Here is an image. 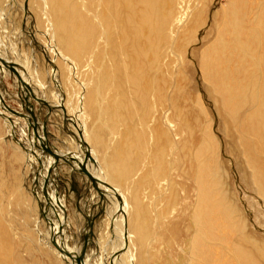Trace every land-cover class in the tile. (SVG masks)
Instances as JSON below:
<instances>
[{"label":"bare ground","instance_id":"1","mask_svg":"<svg viewBox=\"0 0 264 264\" xmlns=\"http://www.w3.org/2000/svg\"><path fill=\"white\" fill-rule=\"evenodd\" d=\"M35 1L39 3L41 9H39L41 13L38 24L44 28L46 45H37L36 37L38 35L30 40L29 45L33 52L37 53L38 50H44V54L50 58L47 64H49L51 76L49 75L48 78L43 75L46 78L40 79L39 74L36 75L32 56H29L26 61L30 63L27 69L30 75L34 74V78H32L33 74L29 78L26 69H23L24 75L19 73L22 66L18 63L10 68L7 65L8 60H3V63L0 62V78L11 77L13 80H17L15 82H18V85L20 83L18 86L20 93L15 97L11 95L13 99L19 100L25 109L23 112L12 110L0 96V111L7 114L3 120L8 128L6 137H11L13 141L18 143V146L24 148L23 150L16 147L15 151L22 154L21 160L23 162L25 160L27 165L32 168L34 177V180L29 177L33 180L30 186L21 180L19 187L11 190L13 194L10 202L11 204L15 203L13 207L17 204V207H24L27 212L23 217L18 218L20 222L23 224L26 221L33 222L36 218V229L39 232H41L42 225H49L64 251L63 259L67 264H80V260L84 264L89 262L91 264L96 255H98V264H109V257H112L111 253L115 257L112 264H120L121 261L123 264H136L137 252L141 251L139 246L141 248L143 245L148 250V264H168L164 256L172 254L175 257L173 252H185L184 257L187 259V264H264V249L255 243L256 241H250L247 238L245 225L235 214L237 211H228L230 204L227 201V195L221 193V190L220 193L218 192L217 188L221 186L219 187V182H212L209 179V171L203 169L205 165L199 167L198 180H193V182L189 180L187 183L190 184L189 186H186L185 181V186L181 185L182 189L179 187L177 182L182 183L184 176H190L187 172L189 163L187 164L182 153V135H175L176 129L171 127L173 125L170 126V111L159 113L156 109L154 110L156 107H152V104L150 107L147 101H144V92L147 91L153 97V104L157 105L156 94L154 95V93L155 91L158 92L161 85H159L156 75L154 79L149 76L147 70L152 68L149 61L154 63L153 60L156 59L157 61V58L160 57L159 53L163 51L160 48L165 46L166 38L170 42V35L167 37L170 18L175 5L183 4V2L180 3L181 0ZM90 4L93 9L88 8ZM16 14L18 13L16 12ZM15 17L17 16L15 15ZM253 19L250 29L241 33V36L238 35V30H235L236 33L233 36L230 33L235 44L232 45L233 48H230L231 46L224 42L225 39L222 40L221 38L216 41L217 47L214 51L217 52L213 57L214 51L207 54L206 48L202 52V67L205 69V78L214 88L221 80H232L230 74H227V69L215 70V66L219 64V53L224 52V61L228 60L229 57L237 59L239 53H243L242 57L250 55L251 43H256V46L261 45L262 53L256 56L255 62L250 63L257 64L262 69L257 70L255 74L249 73L246 69L243 70L241 81L244 86L242 93L240 92L241 96L233 101L231 110L227 105V111L233 122L232 125H235V130L237 127L238 131L245 121L249 134H255V142L261 144L264 149V81H261L262 84H257L256 81L257 85L252 86L255 76L261 77L262 71L264 74V7ZM236 22L232 24H236ZM29 39L27 40L29 41ZM4 45L6 44L4 43ZM3 54L1 55L4 56ZM163 55L161 57H164ZM17 59L19 60V58ZM36 60H38L37 57ZM243 60H239V62H243ZM248 69L250 70V68ZM85 70L89 71L90 78L82 80L80 79L81 71H83L82 74H85ZM156 71L160 72L159 69ZM228 72L233 74L231 71ZM42 80L46 83H42ZM30 83L35 84L34 92H32ZM64 85L69 87L67 90L72 87V93L69 91L66 94ZM259 87H262V91L256 90ZM1 92L4 94L3 91ZM52 92L55 95L51 94ZM33 98L37 101V105L39 104L43 108V111L39 108L40 111L45 116L47 115L45 123L38 124V119L33 116L31 104ZM72 98L76 99L75 103V99L72 100ZM89 104L98 106L97 116L93 115V117L87 112L88 109L93 108L92 105L88 108ZM237 105L240 107L236 110ZM241 105L247 106L246 110L248 111L240 120L237 119L236 121V115L240 117L242 111ZM75 110H77L76 113ZM72 111L75 116L68 115V112ZM139 111L140 113L143 112L142 116ZM149 111L152 113L150 114ZM156 113L158 114L155 115ZM162 114L164 116H161ZM48 122L61 131L62 135L67 133L69 138L74 139L72 142L69 139V143L64 142L63 145L66 147L65 149L71 150L72 148L74 150L73 152L69 151L66 157L69 159L68 162L71 161L74 174L81 176L80 181L84 186L77 199L79 209L77 216L78 218L83 216L86 227L83 226L77 237H74L72 248L67 245V236L65 235V230L68 232L71 230L70 225L72 223L65 212L58 211L55 204L58 194H56L57 191H55L53 184L52 171L55 165L52 164L56 163L55 155L58 156V152L53 154L50 150L52 155H49V161L52 164H49L47 158L45 159L42 157L43 155L41 156L37 152L40 148L36 143L40 137L36 139V131L41 132V136L47 135ZM17 125L20 127L16 128ZM155 127L158 130L155 131ZM143 128H147V130ZM103 131L106 133L104 134ZM243 137L244 135H242L240 140L242 144L240 145L245 144ZM6 139L4 137L1 141L4 142ZM44 140L45 142L41 146L48 151L47 148L50 149L49 144L46 143V139ZM170 141L173 142L171 143L173 144L172 149L167 146ZM240 141L238 142L240 143ZM251 145L252 143H249L248 146L251 148ZM248 146L246 149L249 152ZM86 149L89 154H86L84 158L83 155L85 156L87 153ZM170 150H172L171 155ZM25 151H27V155L23 157ZM208 152L210 153V150ZM208 152H206L203 143L200 150L203 156L199 157L198 155L197 157L199 163L204 164L201 159L204 157L206 159V155L211 157ZM238 152L240 153V151ZM248 152L246 153L249 154ZM243 155L246 157L244 153ZM166 156L169 157L165 159ZM212 156L216 155L212 153ZM213 160L216 165L217 159L213 158ZM50 165H52L51 168ZM147 165L149 166L145 170L144 167ZM80 167L86 173L82 174ZM176 167H181L179 175L171 170ZM21 173L22 179L28 177L26 172ZM261 174L264 176V172ZM135 175L140 176L134 177ZM219 176L220 174L216 177L219 179ZM43 177L50 193H44L38 187ZM205 177L208 182L210 180L209 183ZM219 180L221 181V179ZM22 181L23 183H21ZM203 182L205 183L203 184ZM171 183L173 184L171 185ZM258 186L262 191V196H264V186ZM185 190L190 191L191 194L194 192L195 199L192 198L190 192ZM181 192L182 197L178 203L176 196H181ZM161 203H163L162 207ZM190 208L193 210L190 211ZM9 211L12 212L11 209ZM98 218L101 219L102 223L105 220L108 221L106 224L109 225L110 234L112 233L101 239V246H99V239L96 240V243L91 239V237L95 239L96 236L91 235L89 228L93 224L97 225L96 220ZM11 223V221L8 222L9 227H11ZM98 225L102 226L103 224L100 225L98 222ZM4 229L1 226L0 264H21L22 262L17 259L19 257H16L15 253H11L12 251L9 249V243L6 241L9 234L5 233ZM182 237H186L188 240L187 251L186 248H183L182 242L178 241L183 240ZM173 242L176 246L174 251L170 250L172 248L170 244ZM147 244L149 245L146 246ZM99 249H102L104 254L108 256L106 260L103 255L99 254L101 253ZM205 253H209L212 258L202 259L205 257ZM140 264H145V262Z\"/></svg>","mask_w":264,"mask_h":264},{"label":"rangeland","instance_id":"2","mask_svg":"<svg viewBox=\"0 0 264 264\" xmlns=\"http://www.w3.org/2000/svg\"><path fill=\"white\" fill-rule=\"evenodd\" d=\"M182 2L183 4L175 5V8L170 18V24L167 30V37L168 35H170V42L168 41V38H166L165 46H162L161 47L162 49L160 48V50H163L164 52L162 51L161 53H159L160 57L157 58V61L156 59L153 60L154 63L153 62L150 63L149 61V64H151L150 66H152V68H148L147 72L149 73V76L152 79H154V77L157 76L158 83L159 85H161L159 87L161 89L159 90L158 88V92L155 91L154 93V95L156 94L157 105L155 106L153 104L154 102L153 97L147 91L144 92V96H145L144 101H147L150 107H151V104L153 105L152 107H156L154 108V110L156 109V111H158L159 113H161V111L162 113L170 111V116H169L171 117L169 118L170 126L173 125L171 127L176 129L177 133L174 132L175 135H182V139H183L182 153L184 154V157L187 160V164L189 163L188 164L189 168L187 172L190 174V176L189 177L184 176L183 178L184 180L181 181L182 183L177 182L179 187L182 189L183 188L182 186H185V181L187 184L189 183V180L192 182L193 180H196L197 175L199 174V167L202 165H205L203 169H207L209 171V174H210L209 179L212 182H216V181L219 182L218 183L219 187L221 186L220 187L221 189L217 188L218 192L220 193V190H221V193L223 192L225 196L227 195L226 196L227 201L231 206L230 207L228 205V211L238 212V213L236 212L235 214L241 219V221L243 222V225H245L244 228H245V233H246L247 238H249L250 241H254V242L256 241L255 243H257L260 247L264 249V196H262L263 195L262 191L259 189V186H258V185L264 186V176H262L261 174L262 172H264V168H263L264 149L261 146V144H257L255 142V134H249L247 123L245 121H243L241 128H239L238 131H237V127L235 130V127H234L235 125L234 126L232 125L233 122L230 119V116L227 111V105H228V108L231 110L233 107L232 106L233 101L236 100L239 96H241L240 92L242 93V88L244 86V83L241 81L242 80L241 77L245 69L248 70V72L251 74H255L257 73V70L259 71V69H262V68H259L257 64L254 65L253 63H250V62H255L256 56L262 53V47L261 45L260 46L257 45L258 46L257 47L256 43L254 44L251 43L249 56L245 55L246 57H242L243 53H239L240 55H237V59L235 58L232 59L231 57H229L228 60H225V61H224V58H225L224 52H221L218 54L219 64L215 66V70L222 71L224 69H227L228 71L233 72L232 74L227 71V74L229 73L231 76L232 82L230 80H221L213 88V86L205 78L206 76L205 69H203L202 67L203 66L202 52H204V50L207 48L206 50L208 51H206V53L207 54H210V52L212 53L217 47L216 41L218 40V38L219 39L221 38L222 40L225 39L224 42L226 44L228 43V45L231 46L230 48H233L232 45H235V44L233 43L232 36L235 35L237 30H238L237 32L239 33L238 35L241 36V33H243L245 30L250 29V24L254 20L253 18L256 15L258 16L259 12L264 7V0H181L180 3ZM88 8H92L91 4L89 5ZM39 9H40L39 3H37L35 0H32V1L22 0V2L21 0H0V62L3 63L4 62L3 60H8L9 63L8 64L6 63V64L10 66V68H12L14 64H17V63L20 64L22 68L19 73H22L24 75L23 69L24 70L26 69L29 75V78H30L33 73L30 75L27 69V67L30 66V63L26 60L29 56H32L34 58L33 63H35L34 68H35L36 75L39 74V78L44 79L46 77L49 78V75L51 76L49 72V68H48L49 64H47L48 61H50V58L47 57L46 54H44L43 52L44 50L39 51L37 49L38 50L37 53L33 52L29 45V42H31L30 40H33V38H35L37 35H38L36 37L37 40L35 39L37 42V45H42V46L46 45V38L44 35V31H43L44 28H42L38 24L39 14L41 13L40 11L41 9L40 10ZM15 11L18 14L19 13L21 14L18 15L16 14ZM15 15L17 17H15ZM19 16L20 17L22 16L21 20ZM28 18L29 20H27ZM234 22H236L237 25L232 24ZM230 33L232 34V36ZM115 34H117L116 31H115ZM5 38H7L9 41ZM26 38L27 39L30 38L29 41ZM1 39L2 40L4 39L3 40L4 42ZM4 43L6 45H4ZM21 45L23 46L21 47ZM33 46L35 47V45ZM209 47L210 49H208ZM211 48L213 49L212 51H211ZM216 52L217 51H214V53L212 54V57L215 55ZM1 54H3L4 56H2ZM161 55H163L165 58L161 57ZM36 57L38 60H36ZM17 58H19V60ZM117 59L119 60L118 57ZM40 60H42L43 62ZM239 60L241 61L243 60L244 63L239 62ZM82 65H84V63H82ZM252 67L255 69H253ZM248 68H250V70ZM158 69L160 71L159 73L158 71H156ZM236 72L238 73V75ZM82 73L83 71H81L80 79L86 80L90 78L89 71L85 70V74H82ZM43 75L44 76L46 75V77H44ZM255 77L257 79L255 78L254 79L255 81L253 80L254 84L252 86L257 85L258 83L262 84L261 81H264L263 71H262L261 77L260 76H255ZM32 78H34V74ZM15 81L17 80H13V78L7 77V76H4V78L2 79L0 78V96L3 99V101L6 102V104L10 108H12V110H15L16 112H23L25 109L21 106V103L19 102V100H15L12 98V95L15 97L18 93H20V90L18 87L20 86V83L18 85V82L16 83ZM238 81H239V84H237ZM256 81H257V84H256ZM29 82H32V81H29ZM42 83H46V82L42 80ZM31 85L32 83H30V86ZM34 87H35V84L32 85V89H33L32 92L35 91ZM64 88L67 91L66 94H68L69 91L70 93H72L71 91L73 89L72 87L69 90H67V88L69 87L64 85ZM256 90L262 91V87L256 88ZM1 91H3L4 94ZM226 91L228 92L229 95L227 94ZM54 93L52 92L51 94L55 95ZM157 94L159 97L157 96ZM73 99L75 98H72V100ZM75 102H76V99L74 103ZM227 102L229 103L227 104ZM31 104L33 106V113H34L33 116L35 119L36 118L38 119L37 123L38 124L45 123L47 119V115L45 116V114L42 113L43 108L39 104L37 105V101H35V99L33 100V103ZM90 105H92L91 107L93 108H91V110L88 109L87 112L92 114V116L93 115L97 116L98 106L95 107V105L89 104L87 107L90 108ZM239 107L240 105H237L236 110ZM241 107H242V111L240 112V117L236 115L237 116L236 121L237 119L240 120L244 116V113L248 111L246 110L247 106L241 105ZM39 108L42 111H40ZM0 109H1V105H0ZM3 110L7 113L5 109ZM38 110L40 111V113ZM72 112L70 113L68 112V115L75 116L74 112L76 113L77 110H75L73 113ZM151 113L152 112H150V114ZM219 113H222V114H219ZM0 114H1L0 116V124H1L0 125V128H1L0 129V179H1L0 181V228L2 226L3 228H5L4 229L5 233L9 234L7 235L8 239L6 240L7 243H9V249H11L12 251L11 253H15L14 255L20 258V259L19 258L17 259L22 262L21 264H58V263L67 264V262H65L63 259L64 251L61 249L57 237L50 230L49 225L48 226L45 224L42 225L41 232H39L36 229V226H37L35 224L36 218L33 222L26 221L24 224L21 223L18 218L20 216L23 217L27 213L25 208L23 207L24 208L23 209L20 206L22 208L21 209L19 206L17 207V204L15 205V207H13L15 203L11 204L10 202L11 195L13 194L11 190L13 191L15 187L17 186L19 187L21 180H24V182H26L25 184L27 186L28 185L30 186L33 183L34 177L31 171L32 168H30L27 165L25 160L24 162L21 160L22 154L15 151L16 147H19L20 149H23V150L24 148H21L20 146H18V143L13 141L11 137H6L8 135V128L6 127V124L3 123L5 122L3 120H5V117H7V114H4V112H1ZM140 114L142 116L143 112ZM157 114L158 113H156L155 115ZM161 116H164V115L162 114ZM155 121H158V120H155ZM50 122H52V120H50ZM50 122H48L47 124L49 128L47 135L41 136V132L39 133V131L38 132L36 131V134H35L36 139L40 137L39 141L36 143L38 147L40 148L39 150H37V152L41 156L43 155L42 157H44L45 159L47 158L49 164H52L51 161H49L50 160L49 155L51 154L50 150L53 152V154L58 152V156L55 155L56 163L52 164V165H55L53 166V171H52L53 181H54L53 184L55 186V191H57L56 194H58L59 196V199L57 196L55 200V204H56L58 211L61 212L62 210L63 212H65V214H67V216L69 217L70 222L72 223V225H70L71 230H69V232L68 230H65V235L67 236L66 238L67 245L70 248H72L74 246V242H73L74 237H77V235L79 234V231L83 228V226L84 228L86 227V221L84 220L83 216H81L80 218H78L77 216V212L79 210L77 206V201H78L77 199L79 198L80 191L84 186L81 184L82 181H80L81 176L74 174L75 172H73L74 169L71 164V161L68 162L69 159L66 157V154H68L69 151L73 152L74 150H72V148L71 150L65 149L66 147L63 145L64 142L69 143L68 142L69 139L71 140V142L74 141V139L69 138V135H67V133L66 134L63 133L62 135L61 131L57 130L53 126V124L50 125ZM53 122H54V119H53ZM149 126H150V123H149ZM18 127L20 126L17 125L16 128ZM150 128L148 129L149 131H150ZM143 129L147 130V128H143ZM154 130L156 131L158 130V128L155 127ZM105 131H103L104 134L107 132ZM242 135H244L243 138H245L244 139L245 141L243 142H245V144L240 145L242 144V141H240L242 139ZM4 137L7 139L6 141L2 142L1 139ZM205 137H207L206 141H205ZM44 139H46V143L48 142L47 144H49L50 149L47 148L48 151L44 150L43 147L41 146V144L45 142ZM238 141H240V143ZM171 143L173 142L170 141V144H167L168 148L171 147L170 149L173 148L172 147L173 144ZM203 143H204L206 152L210 150V153L209 152L208 153L212 157L211 158V157H208V155H206V159L205 157L202 158L201 161H204V164L199 163V159L197 158L198 155L199 157L203 156L200 153ZM249 143L250 144L252 143L251 148L250 146H248ZM247 146H248V149H250L249 152L246 149ZM3 149L4 151H2ZM238 151H240V153ZM86 152L87 153H85V156L83 155L84 158L86 157V154H89L88 153L89 151L87 149H86ZM171 152L172 150H170V155H171ZM246 152H248L249 154H247ZM26 153L27 151L24 152L23 157L27 155ZM212 153L213 155H216V156L213 157ZM243 153L246 155V157L243 155ZM168 157L169 156H166L165 159H167ZM213 158L217 159L216 165H215ZM52 165H50V168L52 167ZM148 166L149 165L144 167V169L146 170ZM250 166L251 168H249ZM180 169L181 167H176L171 170L179 175ZM137 170L139 169L137 168ZM21 172H24V173L26 172V174L28 175L27 177L28 179L27 178L22 179L23 177H22ZM80 172L82 174L86 173L82 168L80 169ZM256 172H259V173L256 174ZM219 174H220L219 179H221V181L217 178ZM137 176H140V175H135L134 177H137ZM29 177L32 178L33 180L30 179ZM205 180L208 182V179L206 177H205ZM21 183H23V181ZM204 183L205 182H203V184ZM40 184L38 187L42 192L50 193V190L47 189L46 183L44 182V177L42 178ZM172 184L173 183H171V185ZM189 185L190 184H187L186 186H189ZM94 190H95V187H94ZM185 191L190 192L188 190H185ZM191 195H192V198L195 199L194 192H192ZM191 195H190V198H191ZM176 197H177L176 200L179 203L182 197V192H181V196L177 195ZM162 205L163 203H161V207ZM61 207H63V209H61ZM10 209L12 212L9 211ZM192 210L193 209L190 208V211ZM7 212L11 214L8 215ZM9 217H12V218H9ZM100 220L101 219L98 218L96 220L97 225L93 224L91 227H89L91 235L93 234L94 236H96L95 239H93L92 237L91 239L95 243H96V240L99 239L100 240L99 246H101V239L105 238V235L112 234V233L110 234L111 231H110L109 225L106 224L108 221L105 220L104 223H102ZM10 221L12 222L11 227L8 226V222ZM98 222L100 223V225L101 224L103 225L99 226ZM253 234L255 238L253 237ZM182 239L183 240H178V241L182 242V244L184 245L183 248L184 249L186 248L185 250L187 251V248L189 247L188 240L186 239V237H182ZM107 243L108 242H106V244ZM148 245L149 244H147L146 246ZM170 247H172L170 248V250L174 251V249H176L175 243L174 242L171 243ZM139 249L141 251L137 252L138 259L136 261V264L143 263V261L145 262V264H148L149 258H148L147 248H145L143 245L141 248L139 246ZM170 250L167 249V251H170ZM100 251L101 253L99 254L101 256L103 255V258L105 257L104 259L106 260V257L108 258V256L104 254L102 249H99V252ZM173 253L175 257H173L172 254H168L164 256L168 264H187V259L184 257L185 252H173ZM97 256L98 255H96V257L93 258L91 264L99 263ZM111 256L112 257H109V262H110L109 264H112V260L115 259L113 253H111ZM204 256L205 257H203L202 259L206 258L207 260V259L212 258V256L210 257L209 253H205ZM259 259L261 260V258ZM80 264H84V262L80 260ZM87 264H90V262ZM120 264H123V262L121 261Z\"/></svg>","mask_w":264,"mask_h":264}]
</instances>
